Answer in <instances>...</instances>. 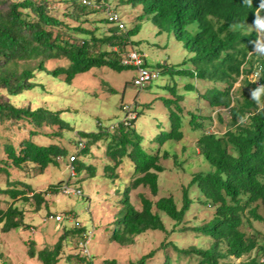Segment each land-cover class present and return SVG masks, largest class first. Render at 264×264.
Wrapping results in <instances>:
<instances>
[{"label":"trees","instance_id":"obj_1","mask_svg":"<svg viewBox=\"0 0 264 264\" xmlns=\"http://www.w3.org/2000/svg\"><path fill=\"white\" fill-rule=\"evenodd\" d=\"M104 1L94 0L86 5L81 0H0V180L4 176L8 186L0 187V195L28 201L25 187H31L24 181L9 180L10 174L16 171L37 175L50 166H58V159L67 155V148L59 143H42L37 138L48 136L41 132L44 127L57 125L56 133L52 134L61 138L63 132L73 129V125L62 119L61 111H51L45 106L35 109L18 106L9 97L40 87L42 83L37 75L41 74L60 76L69 83L76 74L94 67L127 68L121 65L120 56L127 52L129 34L136 32L137 26L125 33L118 30L104 14L106 8L101 4ZM139 1L143 5L140 15L151 14L159 32L173 30L192 54L180 66L189 63L194 69L164 64L160 74L190 77L196 83L209 84L202 97L210 106L226 113L225 119L220 112L217 115L225 128L219 134L202 130L197 139L198 151L211 170L192 176L182 188L180 207L171 195L153 201L139 193L138 208L129 202L128 191L146 187L155 196L158 173L163 171L160 155L151 153L143 144L136 123L150 103L132 107L134 115L130 118L126 114V120L112 132L79 131L81 141L77 144L83 142L84 146L75 154V160L78 154L87 152L88 145L105 141L109 163L103 168L104 174L117 177L116 170L121 167L130 173L121 200L125 209L115 216L108 241L130 245L136 236L148 231L163 232L167 236L164 215L174 222L170 232L180 235L182 230L191 234V239L184 244L165 239L158 248L130 264L150 261L156 264H264L260 262L264 257V239L260 243V232L252 224L264 223V111L258 110L250 99V91L257 83H251L247 76L254 68L264 69V56L252 53L253 42L264 41V37L261 39L255 29H247L254 24L260 0H253L251 7L243 0ZM57 3L65 6L59 8ZM87 23L93 28L85 27ZM102 25H108L111 33L103 32ZM121 50L124 52L120 53ZM59 62L64 63L52 68L47 66V63ZM261 75L258 84H264V72ZM237 82L239 86L235 87ZM172 84L169 83V90L174 98L162 99L168 106L169 130L162 129L164 134L157 136L160 144L183 136L184 101L191 90H197L188 81L184 84L188 92L181 94L175 81ZM244 115L249 117L246 125L238 126V117ZM193 125L203 129L204 123L193 121ZM13 129L22 133L16 137L11 134ZM167 156L168 152L164 151L162 157ZM84 167L86 177L96 175L93 165L82 162L76 166L77 172L81 173ZM56 186L60 188L61 184L51 185L53 192ZM46 190L31 191L36 212L45 202ZM193 194L197 197H192ZM195 200L210 207L212 216L208 221L188 227L184 219ZM23 213L15 202L1 208V229L7 232L24 227ZM74 230L78 235L85 232L82 228ZM61 250L62 239H59L51 248L35 251L29 247L27 253L42 264H56ZM80 261L91 264L84 258ZM109 262L116 264L113 260Z\"/></svg>","mask_w":264,"mask_h":264},{"label":"rangeland","instance_id":"obj_2","mask_svg":"<svg viewBox=\"0 0 264 264\" xmlns=\"http://www.w3.org/2000/svg\"><path fill=\"white\" fill-rule=\"evenodd\" d=\"M104 1V0H103ZM115 6L125 24L122 32H128L137 26V31L129 34V39L125 49L136 50L145 55L146 64L150 69L159 72L158 78L149 82L148 86L139 88L133 85L132 79L135 69L127 67L121 70L110 67H94L89 71L75 75L71 82H66L60 76L37 75L40 87L30 91H25L19 96L9 97L10 101L18 106H29L31 109L45 106L51 111H61V117L73 129L63 132V137L53 135L56 133L57 125L42 128L43 134L37 139L42 143H59L67 148V155L59 158L58 166H50L44 173L35 175L34 172L21 173L12 171L9 180L24 181L31 188H26L28 201L13 199L7 195H0V209L7 208V204L15 202V206L22 210L24 227L11 229L4 232L0 224V264H42L36 257H30L27 253L29 247H34L35 251L42 248H51L59 239H62V250L56 264H86L80 258L91 261V264H130L135 262L142 255L159 247L165 239H170L180 244L186 243L191 234L170 232L173 228V221L162 215L166 230L169 235L159 231H148L136 236L134 243L130 245H120L109 242L108 237L115 225L114 218L122 214L125 206L122 203L124 190L129 183L130 173L126 168H118L117 177L104 174L103 168L109 163L106 156L105 141H98L88 145L87 152L77 155L74 163L70 164V156L76 154L79 149L77 142L81 141L78 133H96L108 130L112 132L116 125L134 115L132 107H140L145 103H150V107L140 115L137 120V127L143 136V144L151 149V153L160 155L159 163L163 171L158 173V190L152 196L146 187L128 191V200L136 208L139 207L138 194L143 193L148 198L156 199L171 195L181 206L182 188L187 186L192 176L197 172L211 170L210 164L199 154L197 139L202 134V130L222 133L225 128L224 122H219L217 115L221 113L222 119L226 118V113L216 109L202 97L203 91L209 85L203 81H195L168 73H161L160 69L164 64L173 65L179 68L194 69L186 63L182 66V61L192 54L183 47V41L172 31L159 32L151 20V14L140 15L143 7L139 0H107L101 4ZM59 8L65 6L64 3L55 4ZM262 13H260V16ZM96 25H99L98 23ZM91 29L93 25L85 24ZM108 25H102L103 32L111 33ZM247 29H255L262 39L263 31L250 24ZM124 51H120L122 53ZM59 63H47L48 68H52ZM249 77L250 74H249ZM175 81L178 91L181 94L187 93L184 84L188 81L196 85L197 90L190 91L189 96L184 101L183 136L180 139L166 140L163 143L157 141V136L161 130L168 131V106L162 102L163 98H174L169 90V83L173 85ZM239 83L235 84L238 87ZM214 108V109H213ZM127 111V112H126ZM207 116V117H206ZM193 121L204 123L203 129L194 127ZM114 127V128H112ZM22 130L13 129L12 133L16 137ZM71 141H70V140ZM86 141L85 138H82ZM90 143V142H89ZM164 151L168 152L167 157H162ZM82 162L84 165H93L96 175L86 177V168L78 173L76 166ZM71 166H74L75 175H71ZM3 176V175H2ZM68 184L80 190V194H64L56 186V192L51 189V185ZM0 187H8L5 177H1ZM48 189V190H46ZM47 191L44 193L45 202L37 212L34 208V201L31 191ZM197 197L196 194L191 195ZM46 197V198H45ZM61 215V221L48 219L49 215ZM264 215V212H263ZM212 216L210 207L195 200L185 217V224L188 227L208 221ZM253 227L258 229L260 243L264 239V223L254 221ZM178 226L177 228H179ZM32 228V229H31ZM82 228L84 231H91L90 242L88 244L89 257H83L79 243L83 240L82 235L74 234L76 230ZM149 264H156L150 261Z\"/></svg>","mask_w":264,"mask_h":264},{"label":"built area","instance_id":"obj_3","mask_svg":"<svg viewBox=\"0 0 264 264\" xmlns=\"http://www.w3.org/2000/svg\"><path fill=\"white\" fill-rule=\"evenodd\" d=\"M83 4L89 5L90 0H81ZM105 15L108 19L109 22H111L113 25H116L118 29H124L125 24L121 20V17L119 14L115 11L110 9L109 7L106 8ZM120 63L121 65L125 67H131L135 69V75L133 77L132 83L135 86H138L139 88H143L146 86L150 81L158 78L159 72L155 71L153 69H150L149 67L146 66V61H145V55L142 52L136 51V50H130L125 53H122L120 56ZM258 72V70H255L254 73ZM126 120V119H125ZM114 128V127H113ZM83 142H79L77 144L78 149H82ZM75 154L70 156V164H72L73 161H75ZM71 175H74V167L71 166ZM60 190L64 194H81L80 190L75 189L70 187L67 184H62L60 187ZM48 219L54 220V221H61L62 216L55 214V215H49ZM32 229V228H31ZM90 236H91V231H85L82 234L83 240L80 241L79 247L84 256H89L88 252V244L90 242ZM264 261V257L260 259V262Z\"/></svg>","mask_w":264,"mask_h":264},{"label":"clouds","instance_id":"obj_4","mask_svg":"<svg viewBox=\"0 0 264 264\" xmlns=\"http://www.w3.org/2000/svg\"><path fill=\"white\" fill-rule=\"evenodd\" d=\"M94 0H90V3H92ZM252 2L253 0H243V3L249 7L252 6ZM89 3V5H91ZM104 7L107 8L109 7L112 10H115L117 13V9L115 6H112L110 4L105 3ZM261 11H264V0H260V4L257 7V10L255 12V20H254V26L257 30L259 31H264V13H262ZM106 12V9H105ZM104 12V14H105ZM260 12L262 13V15L260 16ZM119 14V13H118ZM106 16V15H105ZM119 16L121 17V15L119 14ZM122 20V17H121ZM123 21V20H122ZM124 23V22H123ZM113 25V24H112ZM118 29V27H117ZM125 29V28H124ZM124 29H118V30H124ZM254 43V48L252 53L258 56H264V41L257 39L256 41L253 42ZM128 51V50H127ZM146 61V59H145ZM146 64V63H145ZM147 66V64H146ZM125 67V66H124ZM148 67V66H147ZM131 68V67H130ZM255 69L253 71H251L249 74L251 77H249V74L247 75L248 78L251 80V83H257V87L252 89L250 91V99L255 102L257 109L260 111H264V84H258L259 80L262 78L261 73L264 72V69H262L261 71H258L256 73ZM241 79H243V76L241 77ZM133 80V79H132ZM239 86V84L237 85ZM249 117L247 115L244 116H240L238 117V121L237 124L238 126H244L246 125L247 121H248ZM74 162V161H73ZM72 162V163H73ZM74 167V166H73ZM75 168V167H74ZM75 170V169H74ZM75 175V172H74ZM72 175V176H74ZM66 184V183H65ZM62 185V184H61ZM68 185V184H67ZM61 187V186H60ZM71 187V186H70ZM73 188V187H72ZM77 189V188H75ZM61 191V190H60ZM73 195V194H72ZM81 195V194H80ZM87 257V256H86ZM89 257V256H88Z\"/></svg>","mask_w":264,"mask_h":264}]
</instances>
